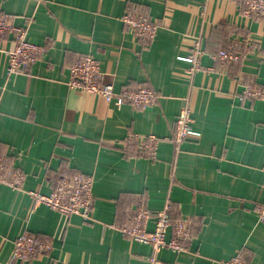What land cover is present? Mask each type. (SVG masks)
Returning <instances> with one entry per match:
<instances>
[{"label": "crops", "instance_id": "0c3cea01", "mask_svg": "<svg viewBox=\"0 0 264 264\" xmlns=\"http://www.w3.org/2000/svg\"><path fill=\"white\" fill-rule=\"evenodd\" d=\"M199 1L0 0L26 40L47 47L14 75L5 74L11 36L0 47V155L25 176L21 190L0 185V264H22L12 254L24 232L53 241L49 253L27 264H150L151 247L117 228L137 204L155 213L166 202L173 220L193 219L195 236L182 252H156L162 264H221L234 256L264 264V222L257 217L264 193V102L238 99L241 82L264 86V16L244 18L230 0H211L202 20ZM128 9L157 24L153 39L121 21ZM196 36L207 52L242 37L256 49L228 67L206 54L201 67L213 70L190 75L187 54ZM87 54L98 61L102 83L114 91L148 87L156 102L137 109L70 88L69 68ZM186 103L192 129L176 151L174 123ZM131 132L157 137L153 157L128 151L124 139ZM63 166L92 177L88 222L37 204L28 193H49Z\"/></svg>", "mask_w": 264, "mask_h": 264}, {"label": "built area", "instance_id": "2783aa9c", "mask_svg": "<svg viewBox=\"0 0 264 264\" xmlns=\"http://www.w3.org/2000/svg\"><path fill=\"white\" fill-rule=\"evenodd\" d=\"M211 0H200L198 8L201 19L207 15ZM235 3L244 18L260 19L264 16V0H230ZM121 21L144 39H153L157 24L142 12L128 9L121 17ZM11 36L13 47L5 52V74L14 75L26 71L34 65L46 52L45 45L31 43L26 40V32L22 27L15 26L10 16L0 10V47L1 43ZM190 50L187 54L188 68L186 72L193 75L202 68L201 58L208 54L216 64L228 67L243 63L256 49V43L247 37L232 38L226 45L214 52H207L201 36L190 41ZM239 101L260 100L264 102V86L255 82H241ZM68 86L72 89L101 95L107 102H120L133 108L144 109L156 102V93L148 87L123 88L114 91L110 83L101 82V71L98 61L91 55H82L76 58L69 68ZM192 114L188 103L178 112L174 123L172 141L177 151L188 140L192 129ZM127 147L134 153L147 151L154 156L159 140L153 134L142 136L129 133L125 137ZM24 174L15 167L6 163L5 157L0 155V185L12 189H23ZM56 186L49 193L29 191V195L37 204H43L50 209L65 215H77L83 221L91 218L94 197L92 193L93 180L69 166H63L55 175ZM259 222H264V193L257 211ZM152 221L153 226L149 225ZM193 219L189 216L178 217L172 221L170 203L166 202L161 210L155 213L144 206H138L126 212L125 221L117 228L126 238L151 247L153 255L149 258L150 264H162L155 253L162 248L170 249L174 253L186 250V245L195 236ZM53 247L49 236H39L30 232L19 235L14 242L12 259L27 264L40 254H47ZM221 264H247V261L234 256Z\"/></svg>", "mask_w": 264, "mask_h": 264}, {"label": "trees", "instance_id": "16d2710c", "mask_svg": "<svg viewBox=\"0 0 264 264\" xmlns=\"http://www.w3.org/2000/svg\"><path fill=\"white\" fill-rule=\"evenodd\" d=\"M125 145L127 146V144H126V142H125ZM128 148V147H127ZM128 151H130L131 152V154H136V155H138V154H140V153H134L133 151H131L129 148H128ZM141 206V204H137V206ZM172 221H173V219H172ZM121 225V224H120ZM193 230H194V232H195V226L193 225Z\"/></svg>", "mask_w": 264, "mask_h": 264}]
</instances>
